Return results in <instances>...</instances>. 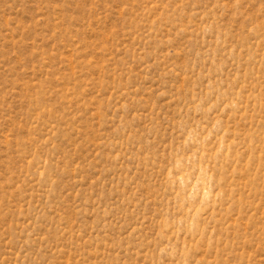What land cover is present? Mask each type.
Returning a JSON list of instances; mask_svg holds the SVG:
<instances>
[{
    "label": "rangeland",
    "instance_id": "1",
    "mask_svg": "<svg viewBox=\"0 0 264 264\" xmlns=\"http://www.w3.org/2000/svg\"><path fill=\"white\" fill-rule=\"evenodd\" d=\"M0 264H264V0H0Z\"/></svg>",
    "mask_w": 264,
    "mask_h": 264
}]
</instances>
